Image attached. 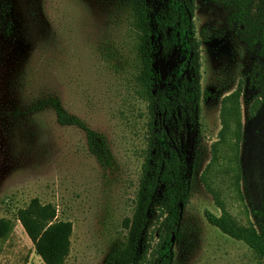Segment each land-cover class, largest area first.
Returning a JSON list of instances; mask_svg holds the SVG:
<instances>
[{
    "label": "rangeland",
    "instance_id": "obj_1",
    "mask_svg": "<svg viewBox=\"0 0 264 264\" xmlns=\"http://www.w3.org/2000/svg\"><path fill=\"white\" fill-rule=\"evenodd\" d=\"M2 1L0 219L10 228L0 237V264H44L17 219L33 199L72 224L64 264H102L125 232L147 145V106L134 91L127 0ZM148 5L153 67L165 84L185 51L174 27L157 29L156 13H168V0ZM229 14L221 4L194 0L201 96L197 107L182 98L166 124L187 164L198 140L181 235L171 242L173 264H264L245 240L209 221L226 213L235 230L250 232L264 200V95L252 77L264 58L239 37ZM49 97L105 137L109 165L88 152L81 129L56 121L44 104ZM161 191L139 242L146 259L168 245Z\"/></svg>",
    "mask_w": 264,
    "mask_h": 264
},
{
    "label": "trees",
    "instance_id": "obj_2",
    "mask_svg": "<svg viewBox=\"0 0 264 264\" xmlns=\"http://www.w3.org/2000/svg\"><path fill=\"white\" fill-rule=\"evenodd\" d=\"M234 8L230 21L239 37L250 48L259 42L258 53L264 58V0H210ZM129 31L133 37L134 91L147 106V145L145 148L137 188L130 217L123 221V236L105 255L102 264H173L174 251L171 237L178 239L179 204H186L194 184L193 167L198 156V140L194 142L190 163L187 164L175 136L166 126L172 111L182 98L190 97L197 107L201 96L199 42L195 38L192 16L194 0H168V13H156L157 29L174 27L179 44L185 51V59L168 76L165 84L153 67L154 45L152 42L151 11L148 0H127ZM255 8L251 14L252 8ZM7 10L0 0V22ZM1 25V23H0ZM202 38L206 39L204 30ZM186 72L188 73L186 75ZM254 86L264 95V66L252 68ZM44 104L53 111L61 125H71L84 132L88 152L103 166L111 161L106 139L90 128L81 118L66 111L56 97H49ZM162 186V212L166 214L168 245L156 257L146 259L138 252L142 232L148 221V211L158 187ZM55 208L41 204L37 199L18 209L17 219L31 240L36 254L44 264H64L70 246L72 224L55 219ZM254 230H235L228 224L229 218L209 215V221L228 234L245 240L264 262V200L253 212ZM10 228L8 220L0 219V237Z\"/></svg>",
    "mask_w": 264,
    "mask_h": 264
},
{
    "label": "flooded vegetation",
    "instance_id": "obj_3",
    "mask_svg": "<svg viewBox=\"0 0 264 264\" xmlns=\"http://www.w3.org/2000/svg\"><path fill=\"white\" fill-rule=\"evenodd\" d=\"M210 1V0H209ZM211 2V1H210ZM214 3V2H212ZM224 6V5H222ZM226 8H229L230 9V16L232 14V12L234 11V8L230 7V6H224ZM254 10L255 8L253 7L252 10H251V14L254 13ZM234 25V24H233ZM1 33V31H0ZM246 44V43H245ZM257 47L258 49L260 48V44L259 42L255 43L254 44V48ZM263 58V57H262ZM2 83H3V63H2V37L0 35V95L2 94Z\"/></svg>",
    "mask_w": 264,
    "mask_h": 264
},
{
    "label": "water",
    "instance_id": "obj_4",
    "mask_svg": "<svg viewBox=\"0 0 264 264\" xmlns=\"http://www.w3.org/2000/svg\"><path fill=\"white\" fill-rule=\"evenodd\" d=\"M179 207H180V209H179V219H180L181 211H182V203L179 204ZM171 240L173 241V236L171 237Z\"/></svg>",
    "mask_w": 264,
    "mask_h": 264
}]
</instances>
